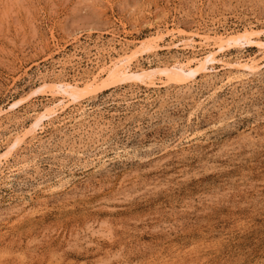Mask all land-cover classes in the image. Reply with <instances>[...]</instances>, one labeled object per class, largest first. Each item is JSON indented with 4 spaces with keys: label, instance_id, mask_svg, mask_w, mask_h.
Instances as JSON below:
<instances>
[{
    "label": "rangeland",
    "instance_id": "374dc122",
    "mask_svg": "<svg viewBox=\"0 0 264 264\" xmlns=\"http://www.w3.org/2000/svg\"><path fill=\"white\" fill-rule=\"evenodd\" d=\"M245 27L264 42V0H0V264H264L263 45L140 46ZM125 47L147 71L214 59L181 81L103 80L22 135L53 82Z\"/></svg>",
    "mask_w": 264,
    "mask_h": 264
},
{
    "label": "bare ground",
    "instance_id": "6f19581e",
    "mask_svg": "<svg viewBox=\"0 0 264 264\" xmlns=\"http://www.w3.org/2000/svg\"><path fill=\"white\" fill-rule=\"evenodd\" d=\"M248 26H250V25H248ZM155 31L156 32L154 34H152L151 36L149 35L150 37H147V39L143 40L141 42L140 46L145 45L146 48H148V49L153 48L154 46H156L158 48V47H160L159 43L162 42V40H164L165 36H169L172 39V46L179 47V48L181 47L183 49L190 48L192 50H195V49H197V46H199L200 48L201 47H203V48L208 47L209 48L210 46H212V47L216 46L219 50L220 49L222 50V48L223 47L225 48L227 45L236 44L239 42L240 43L241 42H243V43L254 42L258 45H263V47H261V48H264V42H262L260 40H253L254 37L257 39L259 38V32L254 31L252 29V27H245L242 31H237V32L234 31V32L227 33L226 35H224L223 33H214V35L212 36L207 32L206 33H198V35H197L198 40L196 42L192 38V36L188 37L187 39L182 38L180 42H174L173 39L176 38L177 33L175 31H173V29L170 31H163V30H160V28H159L158 30H155ZM101 51H104V50H101ZM104 52L106 53V51H104ZM138 53H139V50H137V49L126 48L125 50H123V52L121 54H118L117 57L112 58L110 60V62L108 64H106L105 67H101L103 69L102 70L100 69L101 71L99 70V72L97 71L98 72L97 74H94L91 78L81 80V85L80 84L78 85V80H74L73 84L67 83V82L63 81L62 79H58V81H56L55 83L53 82V85L51 86L53 88L52 94H54L57 97L59 96L60 99L58 100L57 103L53 102L52 106H46L45 108H43L44 109L43 110L44 112L42 111L43 113L38 114L37 116L35 115V118L32 122L31 127L30 128L28 127V130L26 129L27 131L24 130L25 133L22 135L25 136L26 133H30L31 135L35 134L37 127L39 125L42 127V122L44 121V119L52 120V119L56 118L57 117L56 113L59 112L61 109H64V107L67 106V104L69 102H75L76 100H78V97H80V95L83 93V91L85 92V91L93 90L98 84H101L103 82V80L106 82H113L116 80H125L127 78L128 79L133 78L134 80L147 81L146 78L148 77V75H151L154 77L156 75V73H159L160 75H163L166 78H168V80L172 79V80H176V81H181L182 79L192 77L194 75V73L197 71H201V72L207 71L208 65L210 64L211 60L214 59V56H212L207 51L200 58L193 57V59L190 58L191 60L188 59L187 62H178L176 60L173 63H171L167 66H164V69L161 68L162 70L161 69L160 70H152V69L150 70L149 69L150 71L149 70L147 71L142 67L137 68V66H134V63L136 61L135 58L137 57L136 55ZM99 56H100V54H99ZM193 60H197L196 63L194 64L195 65L194 68H193V66L190 67V64H189V63H192L191 61H193ZM230 65L231 64L229 63V66ZM240 65L242 68L247 69L249 71H254L257 68H259V64H258L257 60H255L253 58L250 59L248 62H245V63L240 64ZM133 69H135V70H133ZM101 72H104V74L106 75L105 78L100 77ZM87 76L88 75H86V77ZM149 84H153V81L152 80L149 81ZM63 99L64 100L66 99L65 103L63 102ZM17 105H18V102L12 103L9 106V109L15 108V107H17ZM16 135L19 136L18 134H16ZM22 135H21V137L23 138ZM17 138L15 137V140L13 139L12 141L16 142V141L22 140L21 138H20L21 140L20 139L18 140ZM12 141H11V143H12L11 146H13V144H15ZM18 143L19 142H17V144ZM17 144H15V146ZM11 146H9V149L11 148ZM11 149H13V147ZM2 155H4V154H2ZM6 155H8V152Z\"/></svg>",
    "mask_w": 264,
    "mask_h": 264
}]
</instances>
